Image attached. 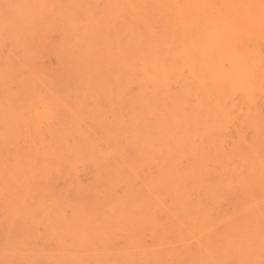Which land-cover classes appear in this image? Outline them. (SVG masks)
<instances>
[{"label":"rangeland","instance_id":"rangeland-1","mask_svg":"<svg viewBox=\"0 0 264 264\" xmlns=\"http://www.w3.org/2000/svg\"><path fill=\"white\" fill-rule=\"evenodd\" d=\"M114 1L0 0V264H264V7Z\"/></svg>","mask_w":264,"mask_h":264},{"label":"bare ground","instance_id":"bare-ground-1","mask_svg":"<svg viewBox=\"0 0 264 264\" xmlns=\"http://www.w3.org/2000/svg\"><path fill=\"white\" fill-rule=\"evenodd\" d=\"M132 1H134V0H116L112 3H108L109 7H108V12H107L106 16L108 17L109 15H113L115 13H118L119 8H122L123 6L128 5L129 3H132ZM143 1H146V0H143ZM158 1L161 5L174 2V0H158ZM189 2H192L194 4L204 5L207 8V10H213L217 6L237 5L238 9L231 12V14H233L232 18L242 19V20H246V21L251 20L254 12H257L256 7H264V0H189ZM169 13H170V10L168 11L167 14L169 15ZM257 13H259V11ZM260 13L263 15L264 9H261ZM182 15H186V10H182ZM170 16H171V14H170ZM252 27H253L252 24H248L245 27V30L248 31ZM0 64H1V62H0ZM0 116H2V115H0ZM177 118L176 119L174 118V120L177 121Z\"/></svg>","mask_w":264,"mask_h":264}]
</instances>
